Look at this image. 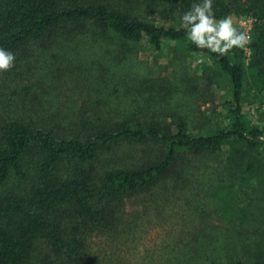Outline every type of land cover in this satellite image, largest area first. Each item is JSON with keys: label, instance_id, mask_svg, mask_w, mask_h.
Wrapping results in <instances>:
<instances>
[{"label": "trees", "instance_id": "trees-1", "mask_svg": "<svg viewBox=\"0 0 264 264\" xmlns=\"http://www.w3.org/2000/svg\"><path fill=\"white\" fill-rule=\"evenodd\" d=\"M195 2L0 0V264H264V0L226 56Z\"/></svg>", "mask_w": 264, "mask_h": 264}, {"label": "clouds", "instance_id": "clouds-1", "mask_svg": "<svg viewBox=\"0 0 264 264\" xmlns=\"http://www.w3.org/2000/svg\"><path fill=\"white\" fill-rule=\"evenodd\" d=\"M214 0H197L180 17L187 39L201 50L226 56L233 49L247 50L252 42L251 21H235L232 15L216 16ZM15 54L0 47V72L14 67ZM203 63V59L199 60ZM258 139L264 141V135Z\"/></svg>", "mask_w": 264, "mask_h": 264}, {"label": "rangeland", "instance_id": "rangeland-1", "mask_svg": "<svg viewBox=\"0 0 264 264\" xmlns=\"http://www.w3.org/2000/svg\"><path fill=\"white\" fill-rule=\"evenodd\" d=\"M233 18L237 22L240 20H244L246 22L249 20L251 21L250 17L233 16ZM249 26H251V24ZM140 47H142V48H141L139 54L141 56L147 57V59L150 61L152 71H157V69H160L162 71L164 68V64H166V62L170 61V58H171L170 52L171 51L168 50L167 48H163L160 51H155L152 47H150L148 44H145V43L141 44ZM214 89H215V92L218 96V90L216 88H214Z\"/></svg>", "mask_w": 264, "mask_h": 264}]
</instances>
